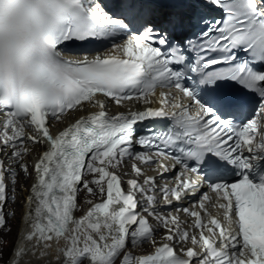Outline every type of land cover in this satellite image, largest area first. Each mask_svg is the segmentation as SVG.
I'll use <instances>...</instances> for the list:
<instances>
[{
    "label": "snow or ice",
    "instance_id": "snow-or-ice-1",
    "mask_svg": "<svg viewBox=\"0 0 264 264\" xmlns=\"http://www.w3.org/2000/svg\"><path fill=\"white\" fill-rule=\"evenodd\" d=\"M168 6L162 13L158 0H0V142L13 148L17 161L27 151L18 145H48L34 165L32 231L24 239H65L67 264H264V0H171ZM117 36L123 42L102 54L64 58L65 50ZM98 95L117 106L136 100L146 107L109 115ZM86 104L99 111L51 133L50 119L60 122ZM146 120L163 126L138 135L137 125ZM134 144L151 154L133 153ZM154 156L182 166L176 186L160 188L164 200L195 195L201 177L214 200L203 194L200 211L177 209L194 218L198 236L181 230L177 216H156L171 243L151 240V254L133 257L125 252L129 241L148 242L153 234L136 211L134 193L145 188L130 179L125 193L109 169L134 158L167 171ZM19 167L29 173L26 164ZM132 170L144 174L136 164ZM5 172L0 161V228ZM185 173L198 179H185ZM86 174L93 179L84 180ZM144 184L154 186L155 179ZM81 186L106 198L77 220ZM207 204L222 210L223 222ZM189 240L193 247L177 255L173 243ZM23 253H15L16 264Z\"/></svg>",
    "mask_w": 264,
    "mask_h": 264
},
{
    "label": "bare ground",
    "instance_id": "bare-ground-1",
    "mask_svg": "<svg viewBox=\"0 0 264 264\" xmlns=\"http://www.w3.org/2000/svg\"><path fill=\"white\" fill-rule=\"evenodd\" d=\"M34 147L35 149L37 148V146H34ZM38 149H39V146H38ZM32 168H33L32 166L29 168L30 171ZM22 180L23 181L27 180L31 184V181L29 178L25 179L24 176H22ZM17 186L18 185L15 184L12 187H14L15 189H18ZM26 189H27V194L29 197L30 195L29 187H27ZM28 197L26 198V200L24 199L22 200L23 209H21V212H22L21 223H19L18 225L19 226L18 230L13 231L12 233H16V232L19 233L21 227L29 219V212L32 206L28 202ZM16 207L18 208V206ZM12 237L13 235H11V238ZM66 246H67V241L65 239H59L56 242L54 240L50 242H40L39 244H37V242L35 243L25 242L24 246H22V244L17 242V244L13 248L8 264H11L13 261L14 262L17 261V257L15 253L21 248L24 249V253L22 256L19 257V264H67L66 258L63 256V250L65 249ZM55 259L56 261H54Z\"/></svg>",
    "mask_w": 264,
    "mask_h": 264
},
{
    "label": "rangeland",
    "instance_id": "rangeland-1",
    "mask_svg": "<svg viewBox=\"0 0 264 264\" xmlns=\"http://www.w3.org/2000/svg\"><path fill=\"white\" fill-rule=\"evenodd\" d=\"M31 172L33 174V168L31 169ZM23 176L25 178L27 177V175L25 173H24ZM26 182L27 181H25V180L23 181L22 180V181H18L16 183V185H18L17 186L18 189L17 190L15 189L17 193L15 192V197H13V200L10 202V207H11L12 210H17L18 209L16 215H14L12 220L10 221V225L12 226V229L10 231H7L8 228H6V229L4 228V230L0 229V233H2V235H1L2 238L0 240V264H8V260H9V258L11 256L13 248L17 244V241H18V232H16V233H12V232L13 231H17L18 227H19L18 225H19V223H21V219H22L21 209H23V205H22L23 201L22 200L23 199L26 200V198L28 197L27 189H26L27 187L25 188V186L27 184ZM24 188H25V190H24ZM23 191H24V194H23ZM13 203H15V207L18 206V208L17 207L15 208L12 205ZM11 235H13L12 238H11ZM36 260H38V259H36ZM49 261H50V259H49ZM54 261H56V259Z\"/></svg>",
    "mask_w": 264,
    "mask_h": 264
}]
</instances>
